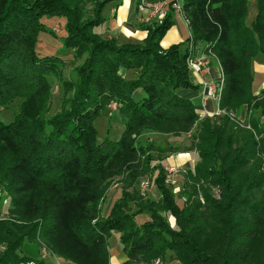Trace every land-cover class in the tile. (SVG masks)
<instances>
[{"label":"trees","instance_id":"16d2710c","mask_svg":"<svg viewBox=\"0 0 264 264\" xmlns=\"http://www.w3.org/2000/svg\"><path fill=\"white\" fill-rule=\"evenodd\" d=\"M112 1L96 3L95 18L84 23V0H0V115L20 101L11 123L0 119V187L13 216L0 221V264H45L18 255L29 245L73 264H111L109 241L117 236L128 257L124 264H152L168 252L188 264H264V90L256 96L253 73V64L264 60V0H254L252 26L246 23L250 0H182L191 38L168 49L161 42L174 25L173 12L147 27L143 44L102 38L95 29L107 22L103 13ZM45 15L66 18L65 49L86 56L70 108L53 117L45 116L48 78L57 75L61 60L36 52L39 34L52 33L41 23ZM192 39L204 42V52L221 67L223 117L201 118L178 92L195 88L193 53L184 48ZM122 71L133 73L127 78ZM139 88L145 95L135 101ZM112 104L125 131L120 140L100 144L94 123ZM244 107L249 122L241 126L230 111ZM193 130L190 150L198 163L187 174L190 194L180 206L165 186L163 167L153 166L152 144L138 139L144 132L180 136ZM154 171L158 201L137 190ZM115 177L122 197L105 216L101 206ZM165 214L176 219L177 230ZM211 221L220 227H212L217 251L207 255L197 237Z\"/></svg>","mask_w":264,"mask_h":264},{"label":"rangeland","instance_id":"374dc122","mask_svg":"<svg viewBox=\"0 0 264 264\" xmlns=\"http://www.w3.org/2000/svg\"><path fill=\"white\" fill-rule=\"evenodd\" d=\"M103 0H84V4L82 7V17L83 22L89 21L95 18L96 15V3H99ZM148 2H151L147 0ZM161 2V1H157ZM152 3V2H151ZM177 3L181 6V10L183 8V1L177 0ZM257 14V4L250 3L249 4V13L247 18V25L252 26L255 21ZM41 23L45 25L52 33L50 32H42L39 34L37 43H36V52L40 57H53L56 56L61 60L60 67L57 75L50 76L48 81L50 83V93H49V101L47 103V110L45 113L46 117H53L57 113H60L63 109H69V101L74 97L76 93L75 85L80 82V69L84 64L86 56L76 58L73 50H66L64 45V40L67 38L68 33L66 31L67 19L63 17L57 16H43L41 18ZM204 42H195L194 39L190 40L189 43L184 47L188 48L190 52L193 53V59L206 58L210 63H212L213 59H216L214 54L205 53L204 52ZM260 64H264V62H259ZM124 77H130L133 72H121ZM66 83L73 84L71 87L69 86L66 90L64 85ZM257 87V86H256ZM259 88V87H257ZM264 89L257 90L256 96L261 98V91ZM143 89L139 88L134 93L133 97L135 101H140L144 97ZM261 95V96H260ZM20 101L15 102L8 109H4L0 115V119L9 124L14 120L15 114L18 112L17 105ZM66 103V104H65ZM225 112H223L217 117L225 116ZM230 116L232 119H237L240 122L241 126H245L247 122H249V116H247V107H244L241 113L237 111H230ZM212 117V118H213ZM262 121L264 123V116L262 117ZM95 129L97 131V141L98 143H104L107 139L111 141H118L122 137L125 131V120L121 115L119 108L116 104H112L108 106L103 112H101L100 116L94 123ZM246 128H250L249 125ZM196 130H193L191 133L181 134L180 136L175 135H162L158 133H146L144 132L138 139L139 144L145 145L152 144V158H153V166H162L164 170V175L166 177L165 186L175 195V201L183 206V198L187 199L189 197L190 191L189 187H185V183L189 181L187 174L192 171L195 172V166L198 163V155L196 152L190 150L192 145L196 143L194 140ZM167 150V153L163 152V160L159 157L160 150ZM171 149L174 152L171 153ZM191 153L195 155L194 161L192 164L187 166H174L169 164V160L175 159V155L187 154ZM174 157V158H173ZM177 168V173L170 175L167 169ZM158 171V170H157ZM152 172V174L143 176L138 184L137 190L140 194L146 199L160 200L161 195L159 193L158 187L155 184L154 177L156 176V172ZM171 177L175 180L176 185L172 186L167 184L168 177ZM120 178L115 177L112 178V185L106 195V200L102 203V211L106 216L109 213V210L113 206L115 202H117L122 197V183L119 182ZM148 182V187L145 188L144 183ZM192 184V183H191ZM189 184V185H191ZM185 187V191L183 188ZM213 196L216 200H219V190L213 189ZM201 203H204V199L202 196H199ZM132 211H136V207L131 204ZM10 198L8 194L0 187V221L3 220H11L13 216L10 213ZM164 220L167 225L172 230H177L176 219L172 217L170 214H165ZM149 219V218H148ZM207 226L208 232L205 231L200 234L197 238L206 244L207 255H213L214 251H217V245L215 244L218 241L216 234L212 231L213 225H217V223L211 221L204 224ZM249 226V224H248ZM220 227V226H218ZM169 236H166L168 238ZM200 237V238H199ZM196 238V239H197ZM171 239V238H170ZM111 240V239H110ZM112 240L118 241V236L113 238ZM242 248V246H240ZM2 250V249H1ZM20 257L25 256V248L18 252ZM179 253L168 252L164 254L161 258L156 259L152 264H188L189 260H180ZM43 260V259H42ZM242 260V259H241ZM250 262V260L248 261ZM28 264H34L33 262ZM241 264V262H239Z\"/></svg>","mask_w":264,"mask_h":264},{"label":"crops","instance_id":"0c3cea01","mask_svg":"<svg viewBox=\"0 0 264 264\" xmlns=\"http://www.w3.org/2000/svg\"><path fill=\"white\" fill-rule=\"evenodd\" d=\"M250 3H256L250 0ZM139 0H115L109 3L103 15L108 19L107 22L96 28L95 31L104 39H116L119 44H143L148 37L147 27L155 23V20L148 24L141 21L142 14L138 9ZM173 12L174 25L167 31L161 42L163 49H168L173 45L181 44L191 38L190 26L176 7L168 6L166 13ZM264 62V60H261ZM259 61V62H261ZM255 62L253 64V73L255 76V86L258 90L264 89V64ZM208 75H198L190 71L191 83L195 86L193 89H179V94L193 102L197 114L201 118H212L217 112H220L219 102L209 101L204 104L202 101L203 82L210 78L220 77L222 70L217 60L213 59L210 63ZM194 153L175 155V159L169 160V164L174 166H187L194 161ZM174 158V157H173ZM110 243L111 264H124L128 261L123 247L118 241L112 240ZM26 256H32L43 259L45 264H73L62 257L53 256L51 254L39 252L35 245H29L25 249Z\"/></svg>","mask_w":264,"mask_h":264},{"label":"built area","instance_id":"2783aa9c","mask_svg":"<svg viewBox=\"0 0 264 264\" xmlns=\"http://www.w3.org/2000/svg\"><path fill=\"white\" fill-rule=\"evenodd\" d=\"M168 6V1L151 3L147 0H142L138 5L139 12L142 14L141 21L148 24L152 23L154 20L157 23H162L166 18V9ZM173 6L182 13L181 6L178 3L174 4ZM210 67V62L204 57L199 59H192L189 62L190 70L198 75H208ZM223 87L224 81L222 73L218 78H210L209 80L204 81L202 93L203 103L206 104L209 101L219 102L223 92ZM222 113L223 111L217 112L214 116H219ZM177 170L178 169L176 167L167 169L170 175L176 174ZM167 184L174 186L176 185V182L169 176L167 179ZM144 185L145 188L148 187V182H145ZM43 253L45 254L46 252L44 251Z\"/></svg>","mask_w":264,"mask_h":264}]
</instances>
